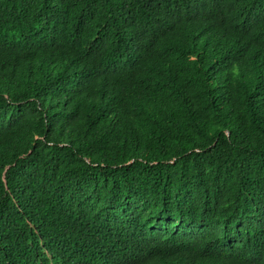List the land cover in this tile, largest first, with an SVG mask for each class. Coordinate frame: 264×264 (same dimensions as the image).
Listing matches in <instances>:
<instances>
[{
  "label": "trees",
  "instance_id": "16d2710c",
  "mask_svg": "<svg viewBox=\"0 0 264 264\" xmlns=\"http://www.w3.org/2000/svg\"><path fill=\"white\" fill-rule=\"evenodd\" d=\"M0 264H264V0H0Z\"/></svg>",
  "mask_w": 264,
  "mask_h": 264
}]
</instances>
